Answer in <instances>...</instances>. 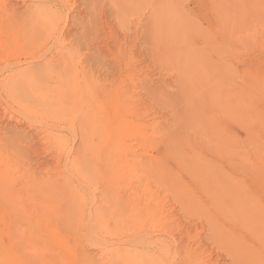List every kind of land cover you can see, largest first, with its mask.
Masks as SVG:
<instances>
[{
    "label": "bare ground",
    "instance_id": "1",
    "mask_svg": "<svg viewBox=\"0 0 264 264\" xmlns=\"http://www.w3.org/2000/svg\"><path fill=\"white\" fill-rule=\"evenodd\" d=\"M13 1L0 0V104L20 118L17 125L8 122L7 132L0 127V264H218L207 242L191 239L197 222L183 225L177 205L207 219V240L231 264H264V153L257 148L235 156L213 141L215 122L223 126L224 113L253 136L264 126L256 88L241 89L238 67L222 55L229 38L209 41L214 29L221 38L237 28L242 7L229 1L216 25L212 19L205 27L196 24L202 38L188 52V63L177 65L179 92L166 96L172 106L169 126L152 135L149 129L160 123H147L143 93L157 89L146 80L152 73L144 75L149 58L163 67L165 57L178 56L174 46L164 49L166 13L177 12L176 1H82L89 15L77 21L81 33L73 36L66 24L79 0H23L24 11L12 8ZM142 15H148L143 26L136 22ZM172 17L175 22L176 14ZM112 20L122 29L135 23L133 36L129 25L120 35ZM102 29L109 30L102 38L106 49L95 43ZM139 36L147 53L138 51ZM79 107L80 147L58 173L44 170L38 177L21 160L26 151L20 146L29 139L11 129L28 120L36 137L64 149L65 116ZM213 155L245 161L232 160V171L225 172ZM119 176L131 179L128 198L115 183ZM147 177L155 187L143 180ZM103 178L106 186L100 188ZM169 196L174 203H167Z\"/></svg>",
    "mask_w": 264,
    "mask_h": 264
},
{
    "label": "rangeland",
    "instance_id": "2",
    "mask_svg": "<svg viewBox=\"0 0 264 264\" xmlns=\"http://www.w3.org/2000/svg\"><path fill=\"white\" fill-rule=\"evenodd\" d=\"M23 0H14L12 3V8H18L19 11H24L26 9V5L22 3ZM78 1V0H77ZM85 0H79L77 2V10L70 12L69 14V22L66 24V27L71 30L72 36L79 35L81 32L79 29H81L80 24H76L79 20H86L89 15L88 9L84 8L86 5H83V2ZM176 1V5L179 6L177 12H173L171 10H167L165 19V26L169 30H165L166 34L168 35L165 39L164 43V49L169 50L173 46L177 48V58L172 57H165L164 59V65L163 67L159 66L157 67V63L152 60V58H149V65L147 67V70H145V75L143 71L144 77L149 74V76L146 77V80L149 83L151 80L152 87L157 89L156 93H150L146 94L144 96V106H145V113L147 115V123H151L155 121V123L159 126L156 129L150 128L149 133H152V135L160 134L162 129L166 125L167 121L171 120L172 118V106L171 102L166 96H170L169 94H174L175 92H179V86L175 85L174 78L175 73L177 71V65L179 63L186 64L188 63V52L191 50V47L194 43L199 41L202 37L199 36L198 28L196 24L201 26H207L209 23V20L212 19L215 22L218 20L219 15H221V10L227 8V2L231 1L234 6L242 7L243 14L239 18V15H236V18H239L235 20V24H237V28L229 32V34L223 36V37H217V31L214 29L209 34V41L211 45L213 43L218 41H223L225 37L229 38L228 42L226 43V49L224 53H222L225 62H229L232 67H238L237 72V85L239 84L241 86V89L245 87L246 85H252L256 88V98L259 96V112L260 119L263 120L264 118V0H174ZM80 3H82L81 6ZM79 5V6H78ZM168 5L171 6L170 3ZM169 6V8H170ZM79 7H82L79 9ZM239 9V8H238ZM81 10V12L79 11ZM79 14V18L78 14ZM83 13V15H82ZM173 13L176 14L177 20L175 22L172 21L173 19ZM192 13L197 15V17H193ZM85 14V15H84ZM88 14V15H87ZM149 14V13H148ZM71 15V18H70ZM74 16V17H73ZM148 15H142L136 22H142L141 26H143V23L146 22ZM190 16V17H189ZM165 17V18H166ZM82 18V19H81ZM144 18V19H143ZM75 21V24L73 21ZM145 20V21H144ZM72 21V22H71ZM112 24H114L116 30L120 32V35H122L123 31L129 32L131 36H133V31H135L134 26L135 23L126 26H130V30L128 27L122 26L119 27V23L117 20H112ZM69 26V27H68ZM133 26V27H132ZM118 28V29H117ZM127 28V29H126ZM123 30V31H122ZM129 30V31H128ZM103 29L100 31V35ZM106 34H105V32ZM102 32V37L100 36L99 42L96 40L95 43L101 44V49H106V43L105 39L102 40L103 37H107L108 29L104 30ZM122 31V32H121ZM128 33V34H129ZM106 35V36H103ZM130 39V38H129ZM137 39H141L140 36ZM107 40V39H106ZM137 41L138 45H140V48L138 51H142L144 49L145 53L148 52V49L145 47V41ZM104 43V45H102ZM112 45H114L112 43ZM142 49V50H141ZM86 50L85 54L87 53V48L83 46L82 53ZM147 51V52H146ZM104 53H102L103 55ZM104 54L103 56H105ZM149 57V56H148ZM152 61V62H151ZM151 62V64H150ZM34 64L40 65V62H34ZM145 66L146 64H141ZM2 66V65H1ZM150 68V69H149ZM101 66L98 67L99 72L102 74L101 77L105 76L104 70L102 69L101 72ZM1 70V69H0ZM151 70L153 72H151ZM158 70L163 71L162 74H158ZM2 71V70H1ZM1 71H0V79H1ZM143 75H140L139 79H143ZM162 75V76H161ZM174 75V76H173ZM210 75V74H209ZM159 76V77H158ZM164 76V77H163ZM152 77V78H150ZM161 77V78H160ZM165 79H163V78ZM252 77L254 78V81H252ZM166 80V81H165ZM165 81V83L163 82ZM154 83V84H153ZM164 86L160 87L159 86ZM159 84V85H158ZM244 90V89H243ZM4 106L0 104V127L3 128L2 132H7L9 130L8 128V122L13 123L17 125V121L19 116L15 115L14 117L11 113L6 111H3ZM3 108V109H2ZM147 108V109H146ZM5 113V114H4ZM8 114V115H7ZM11 115V116H10ZM14 118V119H13ZM82 121V110L79 108H72L66 116H65V124H64V133L67 134V147L66 148H60L56 143L53 142V140L48 139H40L39 135L36 137V132L33 126H30L29 121L23 120L20 127L16 129H11L16 132H23L25 136L29 139L28 143L23 142V144L20 146V148L23 151H26L25 154L22 152L21 160L27 165L31 166L33 169L37 171L38 177L44 176L42 172L45 170L50 171H57V172H51L49 174H56L59 171V166L61 164H64L71 156L77 148L80 147L81 139L80 134L77 135V133L80 132V122ZM159 121V122H158ZM224 125L223 126H217L215 122V127L213 129V141H219V144H225L230 151H232V155L235 154V156L238 152L240 154L241 151H243L244 156H249L253 154L257 148H259L260 152L264 153V126H260L258 128V134L256 136H253L251 133H249L248 129L236 124H233L230 121V117L227 113H224L223 116ZM5 122V123H4ZM7 126V127H6ZM153 126V125H152ZM151 126V127H152ZM6 127V129H5ZM37 129H39V125H35ZM225 127L227 129L225 130ZM156 130V132H154ZM216 130V131H215ZM215 131V132H214ZM158 132V133H157ZM35 136V138H32L31 136ZM30 137V138H29ZM132 140H129V142ZM108 154H105L107 156ZM213 157L216 159L217 163L219 164V168L225 172H230L231 166L233 163L230 164L232 160H238V161H245V158H234V159H222L221 156H215ZM172 166L176 167V163L174 161H171ZM65 164H68L67 162ZM65 166V165H64ZM63 166V167H64ZM131 179L128 177L119 176L117 178L118 183V189L120 190L121 194L126 195L124 198H128L130 195V192L132 191V188L128 186V183ZM144 181L151 180L152 187H155L154 179L151 177H147L143 179ZM106 179H100L101 186L100 188H103L106 186ZM134 184H138L139 182H136L133 180ZM141 184V183H139ZM162 190V189H161ZM147 193V192H146ZM167 194L166 191H161V197H165ZM147 195V194H145ZM167 197V196H166ZM174 199L172 197H168L167 203L172 204L174 203ZM176 213L179 216V220H181V223L184 225L188 223L189 221L197 222V232L192 231L193 237L191 239H195L197 236L201 238L204 242H207V250L208 252H214L212 254V259L215 261H218V264H231V260L226 255L225 252L219 251L216 244L213 243V241H208L209 237L211 236V231L208 223L206 222V218L203 215L200 214H194V215H187L183 210H180V207L177 205ZM194 222V223H195ZM193 223V224H194ZM199 223V224H198ZM199 231V232H198ZM193 239V240H194ZM190 240L192 242V245L195 247V241ZM257 244H259V240H257V237L254 239ZM91 246H86V249L89 250V253L92 256H96V251L94 248H90ZM221 252V253H220Z\"/></svg>",
    "mask_w": 264,
    "mask_h": 264
}]
</instances>
